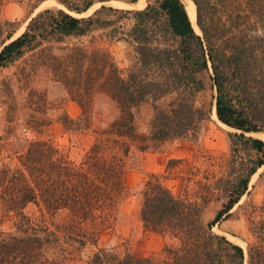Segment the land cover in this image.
Here are the masks:
<instances>
[{
    "label": "trees",
    "instance_id": "obj_1",
    "mask_svg": "<svg viewBox=\"0 0 264 264\" xmlns=\"http://www.w3.org/2000/svg\"><path fill=\"white\" fill-rule=\"evenodd\" d=\"M59 1L67 11L46 10L33 18L27 31L0 52V67L13 64L45 41L63 42L70 36L86 35L93 25L112 24L96 17L103 11L120 13L127 20L133 15L135 24L125 40L134 46L136 60L123 75L107 54L92 57L87 92L78 87L75 95L85 118L90 117L95 93L115 102L120 115L102 132L103 137L83 162H70L53 145L40 141L30 146L20 167L1 171L0 203L6 212L17 213L20 220L17 232L0 233V264H64V258L51 252L57 248L65 252L63 244L70 243L67 240L83 246L95 244L127 196L130 146L126 139L146 141L136 133V110L153 105L150 140L157 145L196 131L210 118V110L195 103L205 87L198 77L204 71L212 72L218 118L239 131L231 134L232 170L218 187L207 185V194L199 200L177 197L159 180H149L141 219L147 229L175 243L167 245L160 257L137 258L129 252L120 256L102 249L92 264H247L245 249L213 229L231 217L242 198L251 194L252 179L264 167V140L247 135L264 132V0H193L201 34L182 0H150L148 4L144 0V8L134 12L106 6L97 10L98 5L87 14L97 10L95 15L87 18L79 17L97 2L112 0ZM46 50L40 53L44 55ZM84 58L83 50L76 48L66 55L45 57L42 64L62 72L65 78L63 71L83 70ZM74 83L76 78L72 86ZM148 147L144 144L142 149ZM241 152L248 157L237 162ZM261 180L264 185V173ZM215 190L222 204L216 218L207 222L205 212L214 201ZM37 201L52 216L68 210L70 220L52 225L46 220L35 223L24 209ZM261 216L264 203L249 216L255 240L249 246L248 264H264Z\"/></svg>",
    "mask_w": 264,
    "mask_h": 264
},
{
    "label": "rangeland",
    "instance_id": "obj_2",
    "mask_svg": "<svg viewBox=\"0 0 264 264\" xmlns=\"http://www.w3.org/2000/svg\"><path fill=\"white\" fill-rule=\"evenodd\" d=\"M146 1L147 4L150 2ZM98 5L100 7L97 10L106 6L134 12L142 10L145 3L144 0L135 3L130 0L97 2L89 11L82 13L85 16L79 18L95 15L97 10L91 15L87 14L93 12ZM61 9L67 11L68 8L59 0H0V52L7 44L24 34L31 20L37 15L46 10ZM121 15L103 11L96 17L102 21H113L112 24L104 27L93 25L86 35L70 36L63 42L45 41L41 47L27 52L13 64L0 67V105L3 107L0 173L5 167H20L21 158L30 146L40 141L53 145L68 161L79 164L103 137L102 132L119 117L117 104L106 95L95 93L90 117L87 119L78 102L79 98L75 95L78 87V90L87 92V69L90 68L95 53L107 54L123 75H127L135 63V48L125 40L126 33L131 30L135 21L133 15H129V20ZM197 20L198 12L192 22L201 34ZM76 48L83 50L85 56L83 70L63 71L64 78L62 72H56L51 66L42 64L45 57L66 55ZM44 49L47 50L42 55L40 52ZM198 77L205 87L195 97V103L199 108L210 110L209 120L203 121L196 131H191L184 137L157 145L150 140L155 116L153 105L145 104L137 109L136 133L146 141L136 143L130 138L126 139L130 146L126 157L128 191L118 206L116 216L101 230L95 244L88 243L83 246L67 240L70 243L63 244L65 252L57 248L51 255L64 258V264H92L94 255L102 249L120 256L129 252L137 258L160 257L167 245L175 243L147 229L141 219L140 211L147 182L157 179L177 197L189 196L193 200H199L207 194V185L218 187L217 183L232 170L231 134L239 132L218 118L215 105L217 92L214 89L212 72L204 71ZM75 78L76 83L72 86ZM25 128L31 131V139L25 137ZM247 135L264 140V132ZM144 144L149 147L142 149ZM237 156V162L248 157L245 152ZM172 160L174 162L171 163ZM263 173L264 167L252 179L251 194L242 198L231 217L213 229L215 234L225 236L245 249L247 264L249 246L255 240L251 229L252 219L249 216L264 203V185L261 180ZM217 194L218 191L215 190L214 201L205 212L207 222L216 218L222 204V201L216 199ZM24 212L35 223L46 220L52 225L54 222L62 224L70 220L68 210L52 216L41 201L30 203ZM261 217L264 219V216ZM19 220L17 213L6 212L0 203V233L17 232ZM65 238L63 235V242Z\"/></svg>",
    "mask_w": 264,
    "mask_h": 264
},
{
    "label": "bare ground",
    "instance_id": "obj_3",
    "mask_svg": "<svg viewBox=\"0 0 264 264\" xmlns=\"http://www.w3.org/2000/svg\"><path fill=\"white\" fill-rule=\"evenodd\" d=\"M183 2L186 5L187 11H188L191 19L195 20L197 17V12H196L197 10H196L195 4L193 3L192 0H183Z\"/></svg>",
    "mask_w": 264,
    "mask_h": 264
},
{
    "label": "built area",
    "instance_id": "obj_4",
    "mask_svg": "<svg viewBox=\"0 0 264 264\" xmlns=\"http://www.w3.org/2000/svg\"><path fill=\"white\" fill-rule=\"evenodd\" d=\"M2 116H3V107L0 105V142H1L2 134H3L2 133V130H3ZM23 133H24L25 137H27L28 139L32 138V133L27 128L24 129Z\"/></svg>",
    "mask_w": 264,
    "mask_h": 264
}]
</instances>
